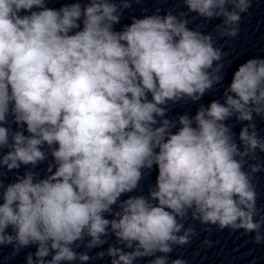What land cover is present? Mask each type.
I'll list each match as a JSON object with an SVG mask.
<instances>
[{
    "label": "clouds",
    "instance_id": "1",
    "mask_svg": "<svg viewBox=\"0 0 264 264\" xmlns=\"http://www.w3.org/2000/svg\"><path fill=\"white\" fill-rule=\"evenodd\" d=\"M52 2L0 0V246L34 247L25 264H188L170 254L199 234L191 222L264 244V57L224 86L233 60L217 46L254 0L127 17L145 0Z\"/></svg>",
    "mask_w": 264,
    "mask_h": 264
}]
</instances>
